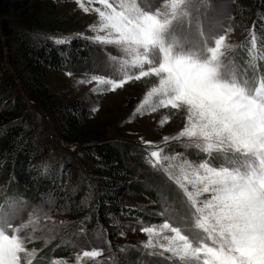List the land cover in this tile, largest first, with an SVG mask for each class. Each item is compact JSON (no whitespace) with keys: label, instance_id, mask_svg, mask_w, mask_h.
Wrapping results in <instances>:
<instances>
[{"label":"rangeland","instance_id":"obj_1","mask_svg":"<svg viewBox=\"0 0 264 264\" xmlns=\"http://www.w3.org/2000/svg\"><path fill=\"white\" fill-rule=\"evenodd\" d=\"M109 2L116 5L119 0ZM169 2L154 0V6L163 7ZM80 4L90 11L84 12ZM96 8L108 11L99 0H79V3L70 0L48 5L44 2L35 9L36 24L42 36L53 42L65 38L68 42L64 44L81 39L92 47L91 60L80 73L68 75L69 72L47 71L43 82L49 89L48 94L40 92L29 81L23 66L11 61L13 43H6L3 37L1 47L4 57L0 62V78L10 77L0 87V110L19 105L17 98H20L25 107L21 106L19 114L27 117L44 154L53 160L60 156L69 158L83 169L81 177L73 179L78 181L76 192L80 207L75 214L73 211L69 213V209H59L54 203L27 204L18 194L6 191L3 183L0 184V205L8 209L11 203L17 209L15 225L31 221L30 227L21 235L28 237L26 250H35L32 264H180L178 258L169 260L149 254L153 249H146L144 245L150 238L141 229L153 227L159 232L164 222L182 227L194 224V217H190V202L176 183V178L180 177L178 165L188 160L196 166L206 162L207 157L189 149L183 143L185 138L173 139L187 123L184 109H171L169 106L154 113L136 112L147 91L158 83V78L128 81L115 90L91 80L92 76L119 80L124 74L115 67L123 60L116 47L95 41L97 35H107V30H101L102 22ZM242 8L243 4L237 0H193L192 6L186 9L189 15L182 18L183 30L176 35L178 39L196 43L207 40L211 33L213 41L210 46H214L215 38L224 35L222 51L225 56L222 59L227 60L228 70L241 82L247 81L251 87H259L264 83V36L256 29L257 20L247 21ZM93 25L95 28L91 27ZM81 80L88 82L79 83ZM45 96L48 100L43 98ZM80 102L87 108L88 117L81 123L77 135L72 137L66 130L67 123L59 108ZM94 108L98 110L92 111ZM165 136L169 137L168 141L164 140ZM96 139L136 146L135 151L141 154L143 165L130 166L135 173L130 181L142 186L157 200L139 193L129 194L125 206L137 213L110 224L101 223L96 214L101 185L90 176L81 158L82 146ZM145 141L152 143L146 145ZM152 150H160L161 155H167L169 160L155 165L154 158L150 156ZM169 164L172 167L166 172L164 169ZM86 251H97L100 255L89 258L84 256ZM60 252H64L66 257H59Z\"/></svg>","mask_w":264,"mask_h":264},{"label":"snow or ice","instance_id":"obj_2","mask_svg":"<svg viewBox=\"0 0 264 264\" xmlns=\"http://www.w3.org/2000/svg\"><path fill=\"white\" fill-rule=\"evenodd\" d=\"M99 3L108 10L95 9L107 35H97L95 41L116 47L123 60L115 67L124 74L119 80H91L115 90L128 81L158 78L136 112L184 109L187 123L173 139L185 138L189 149L207 157L196 166L188 160L178 165L176 183L190 202L194 224L164 222L159 232L142 228L150 238L144 247L153 249V256L178 258L180 264H264V83L251 87L228 70L222 59L224 35L214 39V46L211 33L196 43L178 39L193 0H170L163 7L154 6V0ZM66 42L55 39L58 45ZM150 156L155 165L169 160L160 150H152ZM16 216L11 203L8 209L0 205V264H32L35 250H26L28 237L21 235L31 221L17 226ZM99 255L84 252L89 258Z\"/></svg>","mask_w":264,"mask_h":264},{"label":"trees","instance_id":"obj_3","mask_svg":"<svg viewBox=\"0 0 264 264\" xmlns=\"http://www.w3.org/2000/svg\"><path fill=\"white\" fill-rule=\"evenodd\" d=\"M65 1L70 0H0V62L4 57L1 49L4 37L6 43L15 46L11 61L23 66L29 81L45 94L49 90L43 82L47 71L78 74L91 60L92 47L87 41L73 39L68 44L57 45L42 36L36 24L37 6L44 2L48 5ZM237 1L245 8L242 11L247 21L255 18L256 29L264 36V0ZM9 77L0 78V87L8 82ZM32 96L37 99L35 95ZM43 98L47 99V96ZM17 103L19 105L0 110V184L6 185V191L18 194L24 203H54L59 209H69V213L73 211L76 214L80 207L76 192L78 181L73 179L75 176L81 177L83 169L69 158L60 156L53 160L46 156L38 146L27 117L19 114L25 107L24 102L17 98ZM59 109L66 120L69 136H76L81 123L87 120V108L80 102L65 104ZM135 149L136 146L128 143L101 139L84 144L81 148V158L90 176L101 185L96 212L101 223L110 224L137 213L125 206L129 194L139 193L156 199L142 186L130 181L135 177L130 166L143 165L142 156ZM60 253L59 257H66L64 252Z\"/></svg>","mask_w":264,"mask_h":264}]
</instances>
